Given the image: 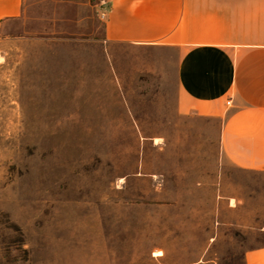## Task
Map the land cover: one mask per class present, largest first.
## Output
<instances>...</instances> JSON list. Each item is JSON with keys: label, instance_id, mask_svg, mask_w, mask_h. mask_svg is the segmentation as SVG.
<instances>
[{"label": "rangeland", "instance_id": "1", "mask_svg": "<svg viewBox=\"0 0 264 264\" xmlns=\"http://www.w3.org/2000/svg\"><path fill=\"white\" fill-rule=\"evenodd\" d=\"M22 8L0 27V264H239L264 243V171L175 112L160 56L130 78L89 7Z\"/></svg>", "mask_w": 264, "mask_h": 264}, {"label": "crops", "instance_id": "2", "mask_svg": "<svg viewBox=\"0 0 264 264\" xmlns=\"http://www.w3.org/2000/svg\"><path fill=\"white\" fill-rule=\"evenodd\" d=\"M51 1L96 14L111 69L132 78L160 56L175 112L217 119L223 157L264 171V0ZM22 11V0H0V27ZM239 264H264V243L241 249Z\"/></svg>", "mask_w": 264, "mask_h": 264}, {"label": "built area", "instance_id": "3", "mask_svg": "<svg viewBox=\"0 0 264 264\" xmlns=\"http://www.w3.org/2000/svg\"><path fill=\"white\" fill-rule=\"evenodd\" d=\"M226 103H228V101H226Z\"/></svg>", "mask_w": 264, "mask_h": 264}]
</instances>
